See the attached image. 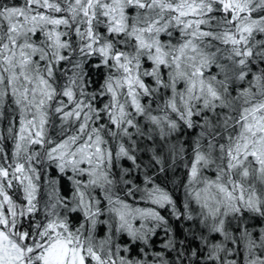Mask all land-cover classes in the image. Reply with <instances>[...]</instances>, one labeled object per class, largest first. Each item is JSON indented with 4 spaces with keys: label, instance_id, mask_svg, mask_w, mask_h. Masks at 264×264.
Returning <instances> with one entry per match:
<instances>
[{
    "label": "clouds",
    "instance_id": "obj_1",
    "mask_svg": "<svg viewBox=\"0 0 264 264\" xmlns=\"http://www.w3.org/2000/svg\"><path fill=\"white\" fill-rule=\"evenodd\" d=\"M0 264H264V0H0Z\"/></svg>",
    "mask_w": 264,
    "mask_h": 264
}]
</instances>
